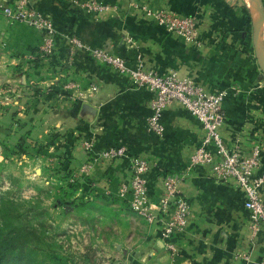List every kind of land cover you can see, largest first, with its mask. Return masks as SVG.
Wrapping results in <instances>:
<instances>
[{"label": "crops", "instance_id": "crops-1", "mask_svg": "<svg viewBox=\"0 0 264 264\" xmlns=\"http://www.w3.org/2000/svg\"><path fill=\"white\" fill-rule=\"evenodd\" d=\"M101 1L112 8L87 15L67 0H29L51 17L55 27V50L49 57L37 55L38 31L21 22L9 23L0 14V90L5 87L8 96L15 95L7 103L23 108L18 113L22 123L52 156L55 183L72 190L69 198L91 200L99 195L129 208V195H117L118 185L129 178L127 155L149 163L147 194L153 211L162 179L182 176L178 188L190 204L185 229L163 237L160 220L147 222L135 214L128 236L116 242V256L106 264H238L241 252L247 253L248 264L263 258L264 229L249 238L242 189L231 181L212 180L207 165L189 164L202 135L197 119L174 101L162 112L163 134L148 133L151 93L87 51L70 52L63 37L74 34L129 65L139 55L160 75L175 70L212 92L225 91L220 134L226 146L247 153L248 146L258 143L264 164V79L252 53L256 47L252 8L248 3L247 9L238 7L235 0H137L152 9L167 7L193 15L200 43L195 45L144 19L132 9L131 0ZM14 2L0 0L4 5ZM260 12L262 19L264 0ZM259 27L264 40V20ZM83 141L91 143V150ZM118 145L126 148V156L95 166L88 177L76 174L92 153ZM260 196L264 199V188Z\"/></svg>", "mask_w": 264, "mask_h": 264}, {"label": "built area", "instance_id": "built-area-1", "mask_svg": "<svg viewBox=\"0 0 264 264\" xmlns=\"http://www.w3.org/2000/svg\"><path fill=\"white\" fill-rule=\"evenodd\" d=\"M70 5L87 15H96L108 11L112 5L101 0H67ZM130 6L144 19H151L167 33L182 37L199 45L197 41L198 21L193 15L178 13L167 7L150 8L147 3L131 0ZM0 14L7 22H21L34 28L40 34L37 55L49 57L54 53V37L56 30L52 19L35 8L29 0H15L13 5L0 3ZM63 37L69 44L70 52L83 49L96 61L107 65L120 74L128 77L136 86L151 93L149 100L150 114L145 120L148 133L161 136L164 128L161 122L163 110L171 103L177 102L200 123L202 135L198 145L190 153V165H207L209 176L219 183L233 182L244 193L243 206L248 211L247 227L249 238L256 236L264 229V199L260 189L264 188V164L261 163L262 147L258 143L248 146L247 153L238 146L228 148L220 134L225 113L222 101L225 91L212 92L202 83L195 82L189 76H180L171 70L160 75L156 70L144 65L139 55L129 65L126 59L110 53L102 47H91L79 37L64 33ZM33 59L34 56H30ZM70 85H67L69 87ZM83 147L91 150V143L83 141ZM124 146H112L92 153L91 158L83 162L76 172L77 175L88 177L97 165L107 164L117 158L126 156ZM129 161V178L117 188L119 198L129 195L128 204L131 211L147 222L160 220L161 234L169 236L174 231L185 229L190 213L188 200L180 193V175H168L162 179L161 192L152 210V203L147 194L146 174L149 163L146 159L135 155H127ZM171 252L175 246L167 244ZM238 264H248L246 252L238 254ZM251 264H264V257Z\"/></svg>", "mask_w": 264, "mask_h": 264}, {"label": "rangeland", "instance_id": "rangeland-1", "mask_svg": "<svg viewBox=\"0 0 264 264\" xmlns=\"http://www.w3.org/2000/svg\"><path fill=\"white\" fill-rule=\"evenodd\" d=\"M235 1L238 7L247 9V3L249 7V0ZM251 10L254 19L256 10ZM254 30L252 53L257 62L264 59V40L260 27ZM261 74L264 79L262 70ZM4 88L0 90V247L8 238L20 247L24 254L19 264H106L116 256V242L128 236L135 213L99 195L91 200L69 198L72 190L55 183L52 156L30 136L18 115L23 108L7 103L15 95L8 96L11 93Z\"/></svg>", "mask_w": 264, "mask_h": 264}, {"label": "trees", "instance_id": "trees-1", "mask_svg": "<svg viewBox=\"0 0 264 264\" xmlns=\"http://www.w3.org/2000/svg\"><path fill=\"white\" fill-rule=\"evenodd\" d=\"M11 239L4 240L3 243H6V246L3 248L0 247V264L6 262H12L14 264H19L22 255L24 254L20 247L15 248L14 244L10 242Z\"/></svg>", "mask_w": 264, "mask_h": 264}, {"label": "water", "instance_id": "water-1", "mask_svg": "<svg viewBox=\"0 0 264 264\" xmlns=\"http://www.w3.org/2000/svg\"><path fill=\"white\" fill-rule=\"evenodd\" d=\"M260 5H261V0H256L255 1V4H254V7H255V9L254 10H256V14H255V17H254V28L256 27V26H260V24H261V21H260V18H259V12H260ZM255 31V30H254ZM258 61H259V65H260V67H261V69H262V71H263V73H264V59H260V58H258ZM71 207L70 206H65V210H69Z\"/></svg>", "mask_w": 264, "mask_h": 264}, {"label": "bare ground", "instance_id": "bare-ground-1", "mask_svg": "<svg viewBox=\"0 0 264 264\" xmlns=\"http://www.w3.org/2000/svg\"><path fill=\"white\" fill-rule=\"evenodd\" d=\"M245 1H246V0H245ZM255 1H256V0H249V7H251L253 10L255 9V7H254ZM261 16H262V13L259 12V18H260V21L263 22L264 17H262V19H261ZM260 38H261V37H260ZM262 38H263V37H262Z\"/></svg>", "mask_w": 264, "mask_h": 264}]
</instances>
